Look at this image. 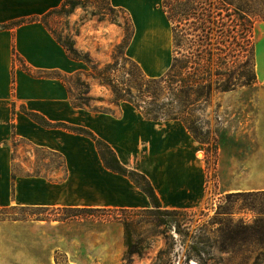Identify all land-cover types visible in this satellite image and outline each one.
Wrapping results in <instances>:
<instances>
[{"label":"crops","instance_id":"1","mask_svg":"<svg viewBox=\"0 0 264 264\" xmlns=\"http://www.w3.org/2000/svg\"><path fill=\"white\" fill-rule=\"evenodd\" d=\"M63 2L0 0V210L151 208L147 195L127 177L105 168L91 138L63 124L89 130L113 149L123 166L144 174L163 209L200 207L207 196V173L196 154L200 158L203 151H198L183 122L150 120L136 109L95 111L73 106L69 88L58 75H82L87 65L71 59L40 21L9 27L15 21L40 18ZM132 12L136 32L129 56L148 76H162L171 66V55L160 64L151 58L144 39L153 30L152 19ZM75 15L76 9L71 17ZM153 20L161 25L165 14ZM166 29L171 49V28ZM253 39L256 92L248 125L256 129L259 150L247 154L245 161L264 164V135H260L264 131V21L255 24ZM230 96L225 93V100ZM27 113L37 114L49 126ZM35 150L59 159L60 165L38 159ZM42 162L50 166L37 170ZM256 190L263 189L237 185L225 193ZM112 235L109 226L97 227L96 221L87 219H2L0 264H97V260L107 264ZM97 241H107L109 247L98 249Z\"/></svg>","mask_w":264,"mask_h":264},{"label":"rangeland","instance_id":"2","mask_svg":"<svg viewBox=\"0 0 264 264\" xmlns=\"http://www.w3.org/2000/svg\"><path fill=\"white\" fill-rule=\"evenodd\" d=\"M77 1H81L82 5L76 8L74 17L57 12L47 20L56 36L63 41L72 38L76 48L87 53L96 67L93 71L91 65L86 64V72L67 79L71 101L77 99V103H83L82 99L89 92L95 100L91 106L97 110L136 109L145 118L148 117L144 113L150 112L154 116L160 108L166 109L169 114L185 110L196 133L191 135L198 143V151H203L200 158L197 154L196 157L204 161L207 173L206 199L195 209L154 212L134 209L135 212L129 213L111 208L6 209L0 210V220L87 219L96 221L97 227L109 226L113 235L111 259L106 261L107 264H264V164L246 162L247 154L259 150L257 132L251 124L248 125V116L254 114L255 109L253 30L255 24L264 19L262 1L236 0V3H247L245 10L252 12L249 15L253 21L251 33L242 35L239 25L238 39L231 46L236 55L235 63H228L225 67L213 56L209 63H205L208 68L206 76L213 84L212 92L199 101L196 96H191L184 103L172 94L169 82L152 83L148 80L162 78L170 68L162 76L150 77L141 64L129 56V46L136 32L133 9L148 20L152 19L150 26L153 30L149 29L144 39L151 58L160 64L171 55L172 65L176 53L171 24L162 9V2L166 0H110L116 10H111L109 0ZM218 1L211 0L212 16H215ZM164 14L165 21L161 25L156 24L153 19ZM247 15L243 17L247 19ZM233 18L238 20L235 14ZM167 25L171 28V49L166 34ZM226 72L230 74L229 78L224 75ZM229 80L235 87L228 91L231 96L225 100V93L228 92L215 88L218 82V86H223ZM110 81L113 84H109ZM158 116L159 121H168L167 117ZM260 135H264L263 130ZM34 152L38 159H48L60 165L59 159L50 154L40 150ZM43 165L44 162L40 163L41 167L37 170ZM237 185L263 190L225 193L227 188ZM124 222L129 223L133 242L139 243L143 249L142 256L134 255L130 263L125 260ZM97 245L101 250L109 247L107 241H97ZM100 262L97 260V264Z\"/></svg>","mask_w":264,"mask_h":264},{"label":"trees","instance_id":"3","mask_svg":"<svg viewBox=\"0 0 264 264\" xmlns=\"http://www.w3.org/2000/svg\"><path fill=\"white\" fill-rule=\"evenodd\" d=\"M261 1L264 4V0ZM81 5V1L64 0L59 8L47 12L40 18H29L21 21H15L11 23L9 27H15L25 22L40 21L55 37L56 41L66 49L71 59L82 61L85 64L91 65V68L94 71L96 70V67L95 65H93L91 57L87 53H82L81 51H79L76 48L75 42L72 38L63 41L61 37L56 36L55 32L49 27L47 23L48 18L54 13L61 12L65 13V15L70 16L73 14L75 9ZM247 5V3H242V1L236 3V0H219L216 3L215 16H212L213 3L211 2V0L163 1L162 9L171 24L173 48L176 56H174L173 63L169 69V72L165 76L159 79L148 80L152 81V83H161L163 81L169 82V89L172 90V94L177 98L180 97V100L183 103L187 102V99L189 100L191 96H196L198 98L197 101L208 97L213 90V84L209 82V79L206 76L208 75V68L205 63H209L213 56L217 57V62L223 63L225 67L228 66V63H235L236 55L232 47L234 46V42L238 39V27L239 25L242 27L241 34L244 36L251 33L253 27V21L249 17L252 12L246 11L244 7ZM109 6L111 7V10H116L115 7L112 6L110 0ZM119 10H121V8H119ZM234 14L235 17H238V20H241L240 23L236 18H233ZM243 15H247V19H245ZM256 16L260 15L257 14ZM132 36L133 31L129 43L132 39ZM229 40H232V43H228ZM119 46L122 47V45ZM246 51L247 49L245 46V52ZM15 59L19 61L18 57H16ZM79 75L81 74H77L76 76ZM224 75L227 78L230 77V74H228V72H226ZM71 77L58 75V78L61 79L65 84H68L67 79ZM81 84L84 85V83ZM109 84H113V82L110 81ZM218 84L219 82L217 83V85L215 83V89H221L223 92L231 91L235 87L234 84L231 83V80H229V83L227 82V84L223 86H218ZM86 86L87 89H89V86ZM69 92L71 93L70 90ZM86 96V98L82 99L84 101L83 103H77V99H74L72 101L73 106L78 108H87L95 111H103L102 109L97 110L96 108H93L91 106V102L95 100L94 98L89 96V92ZM119 100L124 101V99L120 97ZM184 107L186 106L184 105ZM136 108L140 109V107ZM157 112V115L154 116H152L150 112H146L144 114L146 117H148V119L154 121H158L160 119L158 114L167 117L168 120H180L181 122H183V124L191 134H196L195 131H193V128H191L190 126L191 123L185 115V110H182L179 113L169 114V111L160 108ZM27 114L37 123L43 126H49V123L37 114ZM61 126L72 132L91 138L96 144L105 168L116 174L127 177L136 187H138L147 195L151 202V209H144V211L154 212L161 211L163 209L160 199L157 196L154 187L152 186L148 178L144 174L136 170L128 169L127 167L123 166L118 160L113 149L107 143H105L101 139H98L92 132L85 128L69 127L64 124ZM117 210L129 213L135 212L134 209ZM123 225L126 234L125 260L130 263L134 255H137L139 257L142 256L143 249L139 245V243L133 242L131 234L129 232V223L124 222Z\"/></svg>","mask_w":264,"mask_h":264}]
</instances>
